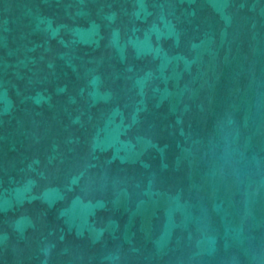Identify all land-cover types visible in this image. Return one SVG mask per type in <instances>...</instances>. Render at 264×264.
<instances>
[{
  "label": "water",
  "instance_id": "water-1",
  "mask_svg": "<svg viewBox=\"0 0 264 264\" xmlns=\"http://www.w3.org/2000/svg\"><path fill=\"white\" fill-rule=\"evenodd\" d=\"M0 264H264V0H0Z\"/></svg>",
  "mask_w": 264,
  "mask_h": 264
}]
</instances>
